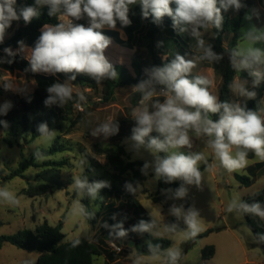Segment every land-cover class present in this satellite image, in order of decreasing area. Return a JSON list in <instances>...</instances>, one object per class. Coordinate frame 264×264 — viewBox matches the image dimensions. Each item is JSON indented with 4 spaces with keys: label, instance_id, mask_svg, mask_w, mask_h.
Listing matches in <instances>:
<instances>
[{
    "label": "clouds",
    "instance_id": "9594fccd",
    "mask_svg": "<svg viewBox=\"0 0 264 264\" xmlns=\"http://www.w3.org/2000/svg\"><path fill=\"white\" fill-rule=\"evenodd\" d=\"M175 5V8L171 5ZM16 0H0V43H3L7 29L13 21L21 18L27 23L38 19L40 9L48 8L49 17H58L55 24H44L34 47L28 48L24 41H18V49H3L5 57H0V64L14 62L20 52H26L25 58L29 67L25 71L33 73L63 74L66 79L50 85L44 100L46 107H62L73 99L72 81L77 75H86L96 83L105 80H116L118 73L105 56L111 45L110 37L103 33L105 27L115 29L117 23L122 27L130 26V6L139 5L143 19L152 17L153 22L160 24L164 17H170L172 28L177 34H188L195 38L196 48L200 55L185 58L176 54L170 62L162 66H153L144 70L145 79L132 86L131 92L139 94L138 104L131 111L135 125L131 136L126 138L127 151L133 159H143L144 153L150 154L151 160H145L140 168L144 176L153 173V180L166 184L179 181L175 189H162L166 199L184 200L189 191L188 186L202 189L203 172L201 162L207 165L203 152L192 151L193 139L203 141L212 150L219 166L227 172L242 170L248 165L249 153L264 161V109L253 110L246 103L221 101L210 92L212 81L204 75H192L197 61L220 63L225 53H217L212 44L202 38L201 29L222 31L225 23L224 12H239L246 5L242 0H35L34 5L24 6L17 11ZM258 16V13H256ZM87 20V24L76 21ZM245 19L252 15L246 13ZM240 43L228 51L230 66L236 72H247L252 86L239 77L229 84L230 90L241 98L253 100L255 91L264 83V49L256 47L264 43V29L252 26L241 29ZM11 57L12 59H8ZM5 88H12L5 83ZM79 102L86 101L83 93H77ZM163 97V100L153 99ZM30 102V99H29ZM79 106V105H78ZM13 107L11 101L0 104V116H6ZM218 116L213 120L212 116ZM7 127V121L0 120ZM39 137L51 139L54 136L46 122L37 126ZM119 132L118 123L109 120L98 124L91 130L92 137L114 136ZM155 133V135H153ZM181 149H188L187 152ZM34 155L41 158L39 152ZM103 162L104 159H98ZM210 170V166L205 171ZM76 192L82 198L87 195L97 199L100 190L110 187V182L100 180L89 182L86 176L73 180ZM139 182L125 183V189L135 193L141 189ZM100 199H103L102 197ZM78 200L74 212L89 215L86 207ZM0 203L18 205L17 196L7 187H0ZM227 211L256 216L264 220V205L259 201L251 203L233 198ZM169 214L178 220L183 219L186 231H177V225L163 224L166 233H182L190 239L201 231L200 213L193 206L185 208L183 203H172ZM115 219V217H113ZM110 229V235L124 238L128 235L123 222L114 225L104 224ZM130 231L151 235L157 234L158 223L141 219ZM258 240L264 242V234H258ZM79 240L73 241V246ZM148 256L132 254V264H148L159 261L160 264H180L182 250L169 247L162 249L159 243L147 242Z\"/></svg>",
    "mask_w": 264,
    "mask_h": 264
},
{
    "label": "rangeland",
    "instance_id": "374dc122",
    "mask_svg": "<svg viewBox=\"0 0 264 264\" xmlns=\"http://www.w3.org/2000/svg\"><path fill=\"white\" fill-rule=\"evenodd\" d=\"M242 3L246 5L243 8L245 13L242 28L248 29L255 26L264 29V0H242ZM135 6L137 5L130 6V8H134ZM227 12L231 17L236 16L238 13L232 10ZM246 13L252 15L251 20L245 19ZM256 13H258V16ZM76 23L86 25L87 20L76 21ZM105 30L117 31L123 41L127 40L126 33L118 26L115 29L105 27L102 30L103 33ZM201 32L203 33L202 38L213 45V30L201 29ZM11 36L12 33H8L6 39ZM231 38L232 35L230 34L226 36L223 45L225 50L228 48ZM196 43V39L193 38L191 43L192 53H180V55L185 56V58H193L200 55L196 48ZM238 43H240V38ZM256 47L264 49V43H258ZM19 54L24 57L27 55L26 52H20ZM105 56L118 73V78L115 80L118 83L124 80H134L136 74L131 65L132 60L139 61L144 70L151 68L153 62L147 39L132 49L125 48L112 40L111 45L105 51ZM174 57L175 55L172 54L171 59ZM167 58V55L163 56V60ZM222 61L223 69L227 61L225 55ZM196 63L197 66L192 70V75L207 76L213 82L209 89L210 92L219 97V88L222 82L221 75L213 69L212 64L209 62L198 60ZM42 74L52 75L48 73ZM236 77L240 78L239 74ZM5 83H8L12 88H5ZM71 83L75 94L83 93L86 97V101H77L73 106V116L79 113L84 115L83 121L74 128L71 129L69 121L51 118L48 128L50 131L55 132L53 138L45 139L38 137L30 143H27L29 141H25L24 134H20L19 136L12 135L8 126H3L0 129V136L3 139L0 145V169L3 170L4 176L17 169L22 160L30 159L34 156L35 152L49 149L58 138L66 148L64 152L50 158L39 159L37 161L38 167L30 168L26 172L25 179L15 178L1 186L11 190L17 196L19 204L8 205L0 203V239L2 236L14 235L22 230L35 231L44 223L56 226L60 221H63L62 232L65 235V242L72 241L78 237L91 240L98 228L104 225L112 214L117 221L123 220V216L128 214L127 208L122 206L121 200L117 198L108 200L109 206L113 203L110 207L107 206L100 193L95 200L87 195L80 198L75 190L73 180L76 177L86 176L91 183L95 182L96 178L102 176L104 173L113 171V166L109 162L107 155L100 152L105 151L108 147H113L115 144L114 136L107 139L92 137L90 134L91 130L98 124L109 120L118 123L124 118H131V111L138 104L139 94L131 92L132 85L119 86L116 89L114 101L104 103L102 101L101 88L98 90L81 88L74 84L73 81ZM247 86L251 88L252 82L248 81ZM260 86L255 89L257 93ZM35 89L36 83L34 79L27 78L24 73L0 69V104L5 101H11L12 103L15 96L24 97L33 93ZM153 99L162 101L163 97H154ZM237 101L243 103L247 99L241 98L232 92V102ZM78 105H81L82 109ZM262 105V109H264V96L262 98ZM45 115L46 113L42 114L43 118ZM31 118L32 120H37L38 115L34 113ZM212 119L215 120L213 116ZM27 140H30V137ZM125 141L126 138L120 142V145L125 150V155L121 157L125 163H144L145 160L152 159L150 154L146 152L143 159H133L132 154L127 151V143ZM181 150L188 151V149ZM191 150L203 152L207 165L203 162L200 165L203 172L202 189L188 186V195L184 200L172 201L166 199L165 195L162 194L163 188H160L159 181L153 180V173L150 171L148 176H144L140 171L142 166L139 164H135L134 171L128 173L129 177L138 174L144 178V181L140 184L142 188L135 192V197L158 223V232L157 234H153V236L169 239L172 242L171 247L182 250L180 264H254L258 260H264L263 250L260 247L253 246L256 241L252 230L245 222L244 214L235 211L229 213L227 211V206L233 198L243 200L244 197L264 189V174L260 178H256L249 186H244L239 180L242 176L253 179L250 168L264 161L259 160L253 154L252 157H248L249 162L246 168L230 173L219 166V162L215 159L212 150L203 141L194 138ZM98 159H104V161L100 162ZM48 160H67L68 165L59 172L64 187L47 195L36 197L27 195L25 189L28 183L40 185L47 182V180H51L53 170L51 171L49 167L45 166V162ZM209 166L210 170L205 171V168ZM101 197L103 199H100ZM154 197L160 198L161 202H154ZM80 199L82 205L88 207V210L94 216H98V221L95 225L90 223L85 215L74 212L76 202ZM174 202L177 204L183 203L185 208L194 206L199 211L201 231L198 234L218 227L227 226L229 228H225L222 231H213L204 238L195 239L194 244L184 254L187 244L192 242L194 237L185 239L182 233L171 234L163 231V224H175L177 225V231L187 230V225L183 219L178 220L169 214V207ZM238 236L242 239L246 251L239 245L240 239ZM147 242L148 239L146 238L140 240L141 244H147ZM108 244L110 251H116L115 249L119 245L122 248L121 251H116V260L110 261L105 255L97 256L94 258L93 264H132V254H137L135 247L119 244L117 240L108 241ZM209 245L215 246L216 256L209 261H203L202 250ZM38 256V252H28L7 242L0 248V264H37ZM148 264H160V262L149 261Z\"/></svg>",
    "mask_w": 264,
    "mask_h": 264
},
{
    "label": "trees",
    "instance_id": "16d2710c",
    "mask_svg": "<svg viewBox=\"0 0 264 264\" xmlns=\"http://www.w3.org/2000/svg\"><path fill=\"white\" fill-rule=\"evenodd\" d=\"M35 0H16V9L19 11L21 7L34 5ZM175 8V5H171ZM245 10L241 9L236 16L231 17L228 12H224L225 23L222 31H217L212 29L214 33L213 50L217 53H225L227 61L225 67L222 69V63H213V69L218 72L222 77V82L219 88V99L221 101L232 102V91L229 88V84L233 79L239 74L242 80L251 81V77L248 76L247 72H236L231 66L228 59V51L234 48L240 38V30L242 28V21ZM129 18L132 23L130 26L122 27L119 23L117 26L124 30L127 35V40L123 41L120 38V34L114 30H105L104 34L114 40L117 44L132 49L138 44H142L145 39L149 42L150 53L152 56L153 66H162L164 63L171 61V56L176 54H190L191 43L193 38L188 34H177L172 28V20L170 17H164L160 24L153 22L151 16L147 19L142 18L141 8L139 5L134 8H130ZM59 22L58 17H49L48 8L44 6L40 9V16L38 19H33L31 23H25L21 18L18 21H13L11 26L7 29L5 39L3 43H0V57H5L3 51L6 47H11L13 50L18 49V41H24L25 45L30 48L34 47L36 40L38 39L41 29L44 24H55ZM12 33V36L6 39L7 34ZM230 34L232 38L228 43V48L225 50L223 45L226 40V36ZM183 51V52H182ZM167 55L168 58L163 60V56ZM8 59H12L8 57ZM131 65L135 71V78L132 81H121L116 82L115 80H105L101 83H96L91 80L86 75H77L74 82L77 86L81 88H91L102 90V101L104 103H111L115 99L116 89L119 86L125 85H136L140 80L145 79L144 69L142 68L139 61L132 60ZM29 67L28 60L18 54L14 62L11 64L3 63L0 64V69L15 72L20 71L24 73L27 78L34 79L36 83V89L33 93L26 95L24 97L15 96L12 102L13 107L8 112L6 116H0V120L7 121L8 127L11 134L14 136H19L24 134L25 141L30 143L39 137V132L37 126L40 123L46 122L50 126L51 118H58L70 122L71 129L83 121L84 115L79 113L73 116V106L78 101L77 95L73 92V99L69 100L62 107L53 105L51 107H46L44 105V100L46 99L48 93L46 89L55 82H63L66 77L63 74L56 75H46L42 73H33L31 71H25ZM252 82V81H251ZM264 96V84L260 86L257 93L256 99L247 100L243 103L247 104L249 109L260 110L263 108L262 98ZM30 99V102H29ZM36 113L38 115L37 120H32V115ZM46 113L43 118L42 114ZM214 119H218V116L213 115ZM119 132L114 135L115 144L113 147L106 148L104 153L111 165L113 166V171L106 172L102 176L97 177L95 181L107 180L110 182L109 188H104L100 190V195L104 198V201L109 206L108 200L117 198L121 200L122 206H125L128 210V214L124 215L123 220L113 219V214L110 219L106 222L108 225H114L118 222H123L125 229L129 230L128 235L124 238H115L110 235V229L105 228L104 225L100 226L94 236V239L88 240L83 237L75 238L72 241L65 242V235L63 230V221H60L58 225L51 226L48 223H44L39 226L35 231L33 230H22L14 235L2 236L0 239V248L4 243H10L15 247L28 251V252H38L39 256L37 259V264H93L94 258L97 256L105 255L110 261L116 260V252L109 250L108 241L117 240L119 244L121 240L123 241H133L135 243L134 247L137 249V254H142L148 256L147 244H141L140 240L142 238L148 239L152 243H159L162 249H167L171 247L172 242L166 238H156L149 233L139 234L130 231L131 227L137 224L141 219L151 222L152 215L142 206V204L135 197V193L129 192L125 189L126 182L140 184L144 181L143 176L135 174L133 177H129L128 173L134 171L135 164L143 165V163H125L121 157L125 155L124 148L120 145L125 138L131 136V129L135 125V122L129 117L122 119L118 122ZM3 125L0 124V129ZM155 135V133H153ZM30 137V140H27ZM3 142L0 136V145ZM12 144V142H10ZM66 150L65 146L60 142L59 138L51 145L49 149L38 151L41 154V158H50L58 153H62ZM249 156H253L249 153ZM36 156H32L30 159H24L20 162L17 169L11 171L9 174L4 176L3 170L0 169V187L15 178H26V172L32 167H38L37 161L39 160ZM68 165L67 160L63 161H50L45 162V166L49 167V170H53V175L47 180V182L34 185L28 183L25 193L31 197L47 195L54 193L59 189L64 187L59 172L61 169ZM252 172L253 179L247 176H242L239 178L244 186H249L260 174L264 173V162L256 164L254 167L250 168ZM202 171V170H201ZM180 182L176 181L171 184H166L163 181H159L160 188L175 189L179 187ZM153 201L158 203L161 202L160 198L154 197ZM242 201L251 203L253 201H259L264 205V189L256 191L255 193L244 197ZM113 203L110 205L112 206ZM109 206V207H110ZM119 211V210H117ZM86 212L89 215L85 217L95 225L98 221V216H94L86 207ZM245 222L248 227L252 230L255 243L254 247H260L264 252V242L258 240V234H264V220L256 216H251L244 214ZM154 219V218H153ZM212 229L207 232L197 234L193 241L187 244L184 254L191 248L194 244L195 239H201L209 235V233L219 230ZM79 240V244L73 246V241ZM216 248L214 245H209L202 250V260L209 261L215 257Z\"/></svg>",
    "mask_w": 264,
    "mask_h": 264
},
{
    "label": "crops",
    "instance_id": "0c3cea01",
    "mask_svg": "<svg viewBox=\"0 0 264 264\" xmlns=\"http://www.w3.org/2000/svg\"><path fill=\"white\" fill-rule=\"evenodd\" d=\"M30 48H32V47H30ZM121 62V61H120ZM236 78V77H235ZM264 174V173H263ZM263 174H260L257 178H260V176L261 175H263ZM256 180V179H255ZM254 180V181H255ZM219 228V227H218ZM225 228H229V227H227V226H225V227H222V228H220L219 230H216V231H222V230H224ZM217 229V228H216ZM95 236V235H94ZM94 236H93V238L91 239V241L94 239ZM239 237V236H238ZM239 239H240V237H239ZM240 244V246L242 247V249L244 250V251H246V248H245V246H244V244H243V242H242V239H240V242H239ZM215 256H216V254H215ZM254 264H264V260L263 259H261V260H258V261H256V262H254Z\"/></svg>",
    "mask_w": 264,
    "mask_h": 264
},
{
    "label": "water",
    "instance_id": "95a60500",
    "mask_svg": "<svg viewBox=\"0 0 264 264\" xmlns=\"http://www.w3.org/2000/svg\"><path fill=\"white\" fill-rule=\"evenodd\" d=\"M121 244L125 245V246H129V247H134L135 243L133 241H120Z\"/></svg>",
    "mask_w": 264,
    "mask_h": 264
},
{
    "label": "built area",
    "instance_id": "2783aa9c",
    "mask_svg": "<svg viewBox=\"0 0 264 264\" xmlns=\"http://www.w3.org/2000/svg\"><path fill=\"white\" fill-rule=\"evenodd\" d=\"M79 108H80V109H82V106L80 105V106H79ZM115 250H116V251H121V250H122V248H121V247H120V245H119L118 247H116V249H115ZM116 251H114V252H116Z\"/></svg>",
    "mask_w": 264,
    "mask_h": 264
}]
</instances>
